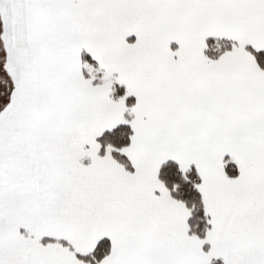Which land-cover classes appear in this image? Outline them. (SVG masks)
Returning <instances> with one entry per match:
<instances>
[{"label": "snow or ice", "instance_id": "1", "mask_svg": "<svg viewBox=\"0 0 264 264\" xmlns=\"http://www.w3.org/2000/svg\"><path fill=\"white\" fill-rule=\"evenodd\" d=\"M264 264V0H0V264Z\"/></svg>", "mask_w": 264, "mask_h": 264}, {"label": "rangeland", "instance_id": "2", "mask_svg": "<svg viewBox=\"0 0 264 264\" xmlns=\"http://www.w3.org/2000/svg\"><path fill=\"white\" fill-rule=\"evenodd\" d=\"M217 264H219V262H217Z\"/></svg>", "mask_w": 264, "mask_h": 264}]
</instances>
